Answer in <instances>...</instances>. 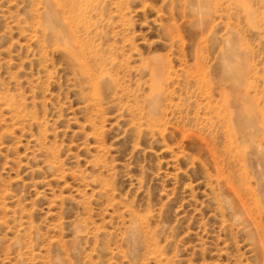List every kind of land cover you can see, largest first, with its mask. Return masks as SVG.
I'll return each instance as SVG.
<instances>
[{
  "label": "rangeland",
  "instance_id": "obj_1",
  "mask_svg": "<svg viewBox=\"0 0 264 264\" xmlns=\"http://www.w3.org/2000/svg\"><path fill=\"white\" fill-rule=\"evenodd\" d=\"M0 264H264V0H0Z\"/></svg>",
  "mask_w": 264,
  "mask_h": 264
}]
</instances>
